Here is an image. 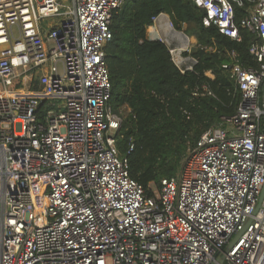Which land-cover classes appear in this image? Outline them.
<instances>
[{
  "label": "built area",
  "instance_id": "1",
  "mask_svg": "<svg viewBox=\"0 0 264 264\" xmlns=\"http://www.w3.org/2000/svg\"><path fill=\"white\" fill-rule=\"evenodd\" d=\"M124 1L0 0V264H264V0H193L205 26L255 35L258 66L223 65L236 111L151 193L129 175L108 103L104 47ZM151 26L191 71L196 42L164 12ZM27 76L34 90L10 88Z\"/></svg>",
  "mask_w": 264,
  "mask_h": 264
},
{
  "label": "trees",
  "instance_id": "2",
  "mask_svg": "<svg viewBox=\"0 0 264 264\" xmlns=\"http://www.w3.org/2000/svg\"><path fill=\"white\" fill-rule=\"evenodd\" d=\"M160 12L168 14L177 30L195 37L191 56L197 62L191 71L182 73L166 45L147 37ZM205 14L193 0H125L109 23L111 40L104 54L108 103L122 118L117 147L127 157L130 177L148 193L150 183L158 187L162 178L178 173L187 148L203 131L236 111L241 94L223 65L235 58L246 67L258 66L249 53L253 33L240 27L241 39H231L214 24L205 26ZM243 14L235 6L236 23Z\"/></svg>",
  "mask_w": 264,
  "mask_h": 264
},
{
  "label": "rangeland",
  "instance_id": "3",
  "mask_svg": "<svg viewBox=\"0 0 264 264\" xmlns=\"http://www.w3.org/2000/svg\"><path fill=\"white\" fill-rule=\"evenodd\" d=\"M59 2H61V3H68V4H71V0H59ZM148 31L149 32H151L152 31V28L150 27L149 29H148ZM182 32H184L183 30H181ZM149 34V33H148ZM147 34V37L149 38L150 36ZM184 34L186 35V36H188L190 39H191V36H189L188 34H186L185 32H184ZM150 39V38H149ZM192 42H195V40H193ZM195 48H196V45L194 44V45H192L190 48H189V50L188 51H184V53L187 55V54H190L191 55V53L195 50ZM28 82H29V76H27V77H25L24 79H22V80H20L18 83H16V82H13V83H11L10 84V88L11 89H13V90H17V89H19L20 91H25V92H27V87H28ZM23 86H25L24 87V90H21V88L23 87ZM150 185V187L152 188V189H155L156 188V184H154V183H150L149 184Z\"/></svg>",
  "mask_w": 264,
  "mask_h": 264
},
{
  "label": "crops",
  "instance_id": "4",
  "mask_svg": "<svg viewBox=\"0 0 264 264\" xmlns=\"http://www.w3.org/2000/svg\"><path fill=\"white\" fill-rule=\"evenodd\" d=\"M151 26H149L148 28H147V34L150 36L149 38L150 39H155V36L151 33V32H149L148 31V29L150 28ZM152 28V27H151ZM191 41H193V40H195V42H196V39H195V37L194 36H191V39H190ZM24 87L25 86H23L22 88H21V90H24ZM27 89H31V90H34L35 89V85H34V83H32V82H30V78H29V82H28V87H27ZM23 92H25V91H23Z\"/></svg>",
  "mask_w": 264,
  "mask_h": 264
},
{
  "label": "water",
  "instance_id": "5",
  "mask_svg": "<svg viewBox=\"0 0 264 264\" xmlns=\"http://www.w3.org/2000/svg\"><path fill=\"white\" fill-rule=\"evenodd\" d=\"M263 197H264V183H263V185L261 187V190H260V194H259V197H258V204H260V202L262 201ZM228 246L229 245H227L226 250H227ZM222 262H223V256H220V257H217L216 262L213 263V264H221Z\"/></svg>",
  "mask_w": 264,
  "mask_h": 264
},
{
  "label": "bare ground",
  "instance_id": "6",
  "mask_svg": "<svg viewBox=\"0 0 264 264\" xmlns=\"http://www.w3.org/2000/svg\"><path fill=\"white\" fill-rule=\"evenodd\" d=\"M152 27V26H151Z\"/></svg>",
  "mask_w": 264,
  "mask_h": 264
}]
</instances>
